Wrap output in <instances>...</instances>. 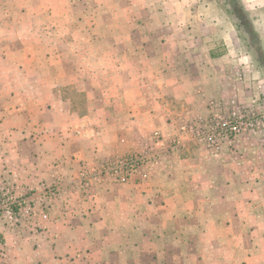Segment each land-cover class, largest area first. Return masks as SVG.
<instances>
[{"label":"crops","instance_id":"crops-1","mask_svg":"<svg viewBox=\"0 0 264 264\" xmlns=\"http://www.w3.org/2000/svg\"><path fill=\"white\" fill-rule=\"evenodd\" d=\"M127 37L99 46L139 69L131 78L119 74L110 90L86 59L72 65L70 83L53 84L36 75L26 44L13 52L0 40V183L59 192L17 228L0 232V264H204L220 243L207 229L248 228L253 214L264 226V209L250 198L264 193V131L242 135L233 151L217 156L187 144L162 171L123 185L94 178L100 164L148 149L151 131L167 132V112L176 113L164 106L167 92L193 109L190 118L206 116L211 102L251 105L264 91L250 56H233L228 46L217 54L210 45L178 42L173 31ZM13 54L19 75L12 74Z\"/></svg>","mask_w":264,"mask_h":264},{"label":"rangeland","instance_id":"rangeland-1","mask_svg":"<svg viewBox=\"0 0 264 264\" xmlns=\"http://www.w3.org/2000/svg\"><path fill=\"white\" fill-rule=\"evenodd\" d=\"M258 2L259 0H240L243 13L232 7L229 0H0V31H7V34L0 35V40L11 43L13 52L20 45L26 44L27 54L35 55L37 61L36 75L47 77L53 84L70 83L72 65L77 67L86 59L88 71L107 77L108 83L104 88L110 90L116 85L119 74L124 72V77L131 78L139 69L131 63V59L125 61V66L121 65L120 58L111 50L108 55L101 53L99 46L102 43L109 47H116L123 41L128 43L129 31H173L178 42L183 40L185 44L210 45L215 47L217 54H222L225 46H228L233 56H250L251 65L259 72L264 83V7ZM240 14L244 18L237 21L236 16ZM84 48L89 50L85 52ZM10 59L12 74L19 75L14 70V63L19 58L13 54ZM52 63L58 65V68L54 69L55 65ZM78 71L79 68L76 72ZM168 81L171 82V79ZM169 87L167 83V91ZM172 88L174 91L175 87ZM170 94L167 92L164 106L167 111L177 114L168 116L167 112V132L161 129L151 131V146L148 149L142 152L128 151L100 164L94 178L100 177L116 185L143 179L146 173L162 171L164 163L187 144H193L194 149L199 152L212 155L204 147L180 135L178 128L184 122L198 117L188 118L193 109L184 108L182 100L175 99ZM12 103L14 106L18 101L14 100ZM208 114L209 104L206 116L200 118H206ZM155 133H159L158 139ZM145 152L155 153L157 163L142 165L123 182L109 175L108 167L115 160ZM85 182L81 179L82 189L86 188ZM3 183L9 182H2L0 185ZM135 184H138L137 181ZM43 190L52 191V195H42ZM18 192L27 194L31 204V212L22 220L31 216L38 204L53 203L59 197L56 187L43 186L39 191L33 189ZM250 198L253 204L264 209V193ZM17 226L11 230L2 228L0 232L12 231ZM209 229L206 230L207 235L218 237L220 243L214 248L216 255L208 256L204 264H264V226L257 222L254 214L248 228L236 226L228 230L214 227ZM225 237L230 238L231 242L224 243ZM204 246L206 252L212 251V245ZM188 264H197V261L192 260Z\"/></svg>","mask_w":264,"mask_h":264},{"label":"built area","instance_id":"built-area-1","mask_svg":"<svg viewBox=\"0 0 264 264\" xmlns=\"http://www.w3.org/2000/svg\"><path fill=\"white\" fill-rule=\"evenodd\" d=\"M182 137L204 147L212 155H221L225 149L232 150L239 137L264 131V91L251 105L225 107L217 102L209 103L206 118H195L184 122L179 128ZM156 139L159 133H155ZM161 143V142H160ZM155 153L130 154L115 160L108 168L109 175L125 181L135 170L150 162L157 163ZM50 196L52 191L43 190L42 195ZM49 198V197H48ZM31 212L27 194L19 193L9 183L0 185V230L16 227Z\"/></svg>","mask_w":264,"mask_h":264},{"label":"trees","instance_id":"trees-1","mask_svg":"<svg viewBox=\"0 0 264 264\" xmlns=\"http://www.w3.org/2000/svg\"><path fill=\"white\" fill-rule=\"evenodd\" d=\"M229 2H231L230 4H231L232 7L236 8L237 10H239V12H243L244 13L243 8L240 7L241 6L240 5V0H229ZM241 18L242 19L244 18L242 14L236 16V20L237 21H241Z\"/></svg>","mask_w":264,"mask_h":264},{"label":"flooded vegetation","instance_id":"flooded-vegetation-1","mask_svg":"<svg viewBox=\"0 0 264 264\" xmlns=\"http://www.w3.org/2000/svg\"><path fill=\"white\" fill-rule=\"evenodd\" d=\"M248 36V35H247Z\"/></svg>","mask_w":264,"mask_h":264}]
</instances>
